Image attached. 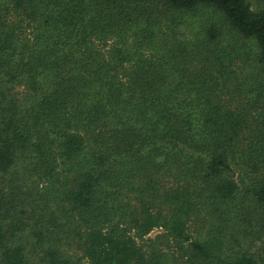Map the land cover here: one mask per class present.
<instances>
[{"label": "trees", "instance_id": "1", "mask_svg": "<svg viewBox=\"0 0 264 264\" xmlns=\"http://www.w3.org/2000/svg\"><path fill=\"white\" fill-rule=\"evenodd\" d=\"M257 3L0 0V264H264Z\"/></svg>", "mask_w": 264, "mask_h": 264}, {"label": "rangeland", "instance_id": "2", "mask_svg": "<svg viewBox=\"0 0 264 264\" xmlns=\"http://www.w3.org/2000/svg\"><path fill=\"white\" fill-rule=\"evenodd\" d=\"M250 4L251 9L255 10L258 6L257 0H247ZM208 20H211V15H208ZM204 18V19H205ZM204 19L202 21H204ZM21 89V88H19ZM196 224L193 223L191 225L190 231L194 235V231L196 229ZM162 235V230L154 229L146 236V238L141 241L139 244L142 245L143 251H149V247L154 245L156 247V252L162 255V260L165 261L166 264H191L190 261L187 260L188 256H186L182 249H179L178 246L173 243L171 240L167 241V245L162 244V238H158V236ZM161 251V253H160ZM163 252V253H162Z\"/></svg>", "mask_w": 264, "mask_h": 264}]
</instances>
